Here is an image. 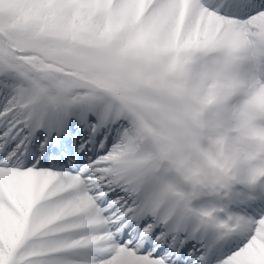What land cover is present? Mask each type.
Instances as JSON below:
<instances>
[{
    "label": "snow or ice",
    "instance_id": "obj_1",
    "mask_svg": "<svg viewBox=\"0 0 264 264\" xmlns=\"http://www.w3.org/2000/svg\"><path fill=\"white\" fill-rule=\"evenodd\" d=\"M124 38L127 76L93 51ZM237 38L264 73V0H0V75L22 82L0 115L23 117L0 128V264H264V180L196 186L141 123L171 105L165 53ZM201 138L171 147L198 160Z\"/></svg>",
    "mask_w": 264,
    "mask_h": 264
},
{
    "label": "clouds",
    "instance_id": "obj_2",
    "mask_svg": "<svg viewBox=\"0 0 264 264\" xmlns=\"http://www.w3.org/2000/svg\"><path fill=\"white\" fill-rule=\"evenodd\" d=\"M125 40L98 43L93 51L127 76L137 62L121 56ZM159 63L166 70L171 105L162 117L145 111L141 123L151 143L167 151L175 168L193 175L196 186L225 168L238 181L254 177L259 186L264 180V73L256 71L251 46L237 38L220 49L181 48L165 53ZM193 122L202 129L198 160L171 147Z\"/></svg>",
    "mask_w": 264,
    "mask_h": 264
},
{
    "label": "rangeland",
    "instance_id": "obj_3",
    "mask_svg": "<svg viewBox=\"0 0 264 264\" xmlns=\"http://www.w3.org/2000/svg\"><path fill=\"white\" fill-rule=\"evenodd\" d=\"M4 75H0V113L3 112L4 108L9 107V102L12 100L13 96H18L19 92V88L21 87L22 82L19 81L15 76H7L6 78H2ZM0 118H2V115H0ZM16 121L14 118V113L10 112L8 113L7 117L5 118V120L3 121V123H5L4 127L5 129L12 127L13 122ZM2 123V124H3ZM0 124V125H2ZM0 149H3L4 147H6V144L4 143V139L6 138H0ZM9 142H15V140H10ZM90 143H94V141H90ZM110 147V145H109ZM95 151L99 150L101 152V154H103V150L99 149V146L94 147ZM83 167V165L81 166ZM91 250L93 249H89L85 252L90 254V260H94L96 259L95 256H91L92 254H94V251L91 252ZM75 258L82 260V261H86L85 258V254L84 253H78L75 254Z\"/></svg>",
    "mask_w": 264,
    "mask_h": 264
},
{
    "label": "bare ground",
    "instance_id": "obj_4",
    "mask_svg": "<svg viewBox=\"0 0 264 264\" xmlns=\"http://www.w3.org/2000/svg\"><path fill=\"white\" fill-rule=\"evenodd\" d=\"M1 140V139H0ZM93 251V250H92ZM85 254V260L86 261H91L90 260V254L89 253H84ZM101 254L99 252H97L96 250L94 251V254H92L91 256H95L96 258H98Z\"/></svg>",
    "mask_w": 264,
    "mask_h": 264
}]
</instances>
